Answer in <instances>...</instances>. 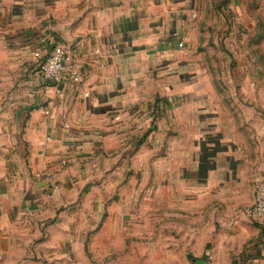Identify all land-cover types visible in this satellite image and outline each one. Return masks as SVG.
<instances>
[{
    "label": "crops",
    "instance_id": "1",
    "mask_svg": "<svg viewBox=\"0 0 264 264\" xmlns=\"http://www.w3.org/2000/svg\"><path fill=\"white\" fill-rule=\"evenodd\" d=\"M201 1L0 0V264H78L94 214L124 212L114 196L130 173L140 187L175 147L191 211L212 207L209 198L217 214L222 201L238 207L246 180L254 200L264 124L248 77H229L244 92L226 99L208 74L210 36L218 42L222 30L202 19ZM45 37L76 47L80 82L57 86L34 72ZM221 219L190 241L204 245L197 264H232V253L264 264L261 226Z\"/></svg>",
    "mask_w": 264,
    "mask_h": 264
},
{
    "label": "rangeland",
    "instance_id": "2",
    "mask_svg": "<svg viewBox=\"0 0 264 264\" xmlns=\"http://www.w3.org/2000/svg\"><path fill=\"white\" fill-rule=\"evenodd\" d=\"M215 2L216 0L200 2V15L205 23H208L210 28L219 23L222 30L217 37L218 42L213 34L210 36V48L207 52L210 65L208 74L215 79L216 89L227 93L226 99L233 98L229 94L235 89L238 93L244 92L243 85L230 83L229 77L238 79V82L248 77L250 89L254 94L255 123L262 125L264 0H238L235 5L225 0L218 7ZM212 6L215 7V15ZM213 19L218 20L213 22ZM215 100L219 104V98ZM215 100L211 101L215 103ZM174 136L181 139L182 132L178 130ZM180 150V147H175L172 157L159 155L157 165L146 167L147 174L142 175L140 187L135 188L138 180L132 179L133 172L130 173L125 190L123 189L126 194L121 196L117 192L114 196L116 200L122 201L124 212L116 210L104 215L94 214V219L100 222L93 228L84 230L87 231V239L84 245H80L84 250L83 258L78 260V264H197L195 258L201 255L196 247L204 245L190 241L197 239L198 229L209 225L212 219H218L220 215L221 223H227L231 228L239 222L256 226V223L243 213L245 207L253 200L250 199L252 180L243 183L239 194L241 205L238 207L228 209L222 201L221 214H217L213 207L219 203L209 198V205L212 207L209 206L202 214L196 210L191 211L184 201L182 182L178 179L181 175L182 159L176 153ZM106 203H109V199ZM199 216L204 219L198 220ZM261 232L260 230L254 234L251 239L260 238ZM231 262L238 264L237 254H231ZM207 264H225V260L211 258Z\"/></svg>",
    "mask_w": 264,
    "mask_h": 264
},
{
    "label": "built area",
    "instance_id": "3",
    "mask_svg": "<svg viewBox=\"0 0 264 264\" xmlns=\"http://www.w3.org/2000/svg\"><path fill=\"white\" fill-rule=\"evenodd\" d=\"M45 47L39 46L33 53L34 72L50 84L59 86L67 81L78 83L82 79L79 68L73 64L77 54L76 47L58 43L53 38H43ZM179 45H183L182 42ZM253 202L245 207L243 213L250 220L258 223L264 231V170L255 176ZM257 264H262L258 262Z\"/></svg>",
    "mask_w": 264,
    "mask_h": 264
}]
</instances>
